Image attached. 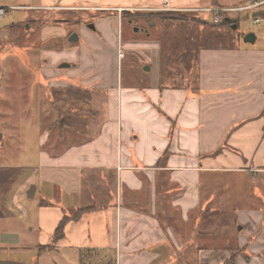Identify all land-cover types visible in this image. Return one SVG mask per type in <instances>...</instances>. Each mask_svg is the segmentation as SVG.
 Masks as SVG:
<instances>
[{"label":"crops","instance_id":"crops-1","mask_svg":"<svg viewBox=\"0 0 264 264\" xmlns=\"http://www.w3.org/2000/svg\"><path fill=\"white\" fill-rule=\"evenodd\" d=\"M54 3L93 19L79 24L75 42L67 25L39 30L41 81L60 90V119L56 135L53 128L39 135L30 179L34 196L41 188L36 214L0 231V259L165 264L196 253L200 264H226L234 256L233 264H264V49L255 48L257 36L246 41L249 33L235 34L230 46L195 44L190 69L178 71L170 60L167 77L159 42L143 43L150 52L141 68L131 63L127 77L120 73L127 54L119 9L212 6L203 7V0H42L32 7L40 13ZM80 98L94 106L78 115ZM79 208L91 209L54 242L64 215ZM26 255L35 258L19 257Z\"/></svg>","mask_w":264,"mask_h":264},{"label":"rangeland","instance_id":"rangeland-1","mask_svg":"<svg viewBox=\"0 0 264 264\" xmlns=\"http://www.w3.org/2000/svg\"><path fill=\"white\" fill-rule=\"evenodd\" d=\"M41 1L0 0V7L6 8V13L0 16V33L6 31L0 35V231L9 229V223L12 220L23 218L28 221L36 214L34 210L41 198V188L33 197H28V190L36 183L34 179L31 181L30 179L33 176L32 166L37 162L39 135L40 132L52 128L55 129L54 135H56V122L60 119L58 113V108L62 106L59 98L60 90L55 86L52 87L46 80L41 81L40 76L42 62L39 60V47L42 45H40L38 36L43 23L49 18L45 14L48 10L44 9L36 13L32 5L39 4ZM216 1L223 7L233 9L260 0H203L202 6H211ZM49 8L59 9L62 6L54 3ZM76 8L89 9L86 5H78ZM123 12L118 11L123 20V28L121 27L119 34L127 57L120 62V73L127 77L131 63H134V67L141 68L143 58L150 52L148 46H144L143 43L159 42L161 73L166 77L170 60L171 62L177 61L178 71L186 73L190 69L195 44L230 46L236 42L233 35L254 33L257 36L255 48L264 49V21L255 24V11L253 10L234 9L220 13L221 22L225 21L228 16L236 21L234 29L226 27L224 30L214 26L216 13L207 8L196 12L208 23L206 28L184 22L163 20L158 17H153L152 21L145 18L128 23V19L122 16ZM83 14L84 21H92L93 17H89L91 14ZM59 16V12H53L51 18ZM78 27L79 25L67 26L69 31H73L72 34L79 35ZM131 40L139 42V46L132 45ZM67 41L68 38L61 43V46L67 44ZM55 42L56 46L59 42L58 40ZM238 42L245 44L243 39ZM40 84H42V89L39 87ZM82 90L79 88L78 92ZM88 91L89 88L83 90L86 94ZM85 99L80 98L76 102L78 115L83 111L93 109L94 104ZM209 212L210 216L215 219L217 210L211 209ZM212 227L210 226L208 231L210 236L216 234L215 223ZM19 229L21 230L22 227ZM210 239L214 241L213 237ZM212 244L215 243L210 242V245ZM34 255L19 257L30 263L35 258ZM2 256L4 254L0 253V257ZM232 259H235V256ZM232 259L228 260L227 264H232ZM176 261L177 263H173V261L166 260L164 263L200 264L196 253L190 257L177 258ZM47 264L70 263H65L64 260L52 255L47 259ZM86 264H92V262L87 259Z\"/></svg>","mask_w":264,"mask_h":264},{"label":"trees","instance_id":"trees-1","mask_svg":"<svg viewBox=\"0 0 264 264\" xmlns=\"http://www.w3.org/2000/svg\"><path fill=\"white\" fill-rule=\"evenodd\" d=\"M212 7H220L223 8V6L219 5L218 2H214ZM53 12H59L60 16L51 18L53 16ZM49 19H46L44 24H64V25H79L83 21V16L80 12L74 11V10H62V9H53L48 10L47 14ZM123 17L127 18L128 20H132V22L140 21L141 19L147 18L149 21L153 20V17H158L163 20H169V21H188L193 22L197 24H205L208 23L203 20L200 17H197L196 12L194 11H135V10H124ZM36 20V19H35ZM236 21L233 20L230 16L227 17V19L223 22L214 23V26L217 27H232L233 24H235ZM42 24V23H41ZM41 26V25H40ZM91 208H79L77 209L73 214H65L62 220L60 221L58 227L55 230L54 233V242H56L59 238L64 236L65 227L68 222L78 220L84 213L89 211ZM54 242L50 246H41L39 247V251L43 252L45 250H49L54 247ZM85 258H82V264H86ZM89 262L91 261L92 264H103L99 263L96 260L92 261L88 259ZM101 261L103 259H100ZM104 261V260H103ZM235 259H232V262L234 263ZM232 263V264H233ZM107 264H116L115 259L109 260ZM227 264V263H226Z\"/></svg>","mask_w":264,"mask_h":264},{"label":"built area","instance_id":"built-area-1","mask_svg":"<svg viewBox=\"0 0 264 264\" xmlns=\"http://www.w3.org/2000/svg\"><path fill=\"white\" fill-rule=\"evenodd\" d=\"M238 10V11H255L254 16V23L259 24L264 21V0L256 1L249 5L240 6L238 8H220V7H208L207 10L215 12V18L214 23H219L221 21L220 13L228 12L230 10ZM123 9H119V11H122ZM165 10H169V8H166ZM6 13V8L0 7V16H3ZM124 56V52L122 48L119 49V57L122 58Z\"/></svg>","mask_w":264,"mask_h":264},{"label":"water","instance_id":"water-1","mask_svg":"<svg viewBox=\"0 0 264 264\" xmlns=\"http://www.w3.org/2000/svg\"><path fill=\"white\" fill-rule=\"evenodd\" d=\"M88 26L90 28H92L93 30H95V25L93 23H90L88 24ZM78 35L76 33H73L70 37H69V41L71 42H75L78 40ZM245 40L246 41H253L254 40V34L253 33H249L246 37H245ZM67 66V64H66ZM35 190H36V187L35 185H32L30 187V189L28 190V197H33L34 194H35ZM0 264H23L22 262L20 261H16V260H2L0 259Z\"/></svg>","mask_w":264,"mask_h":264}]
</instances>
